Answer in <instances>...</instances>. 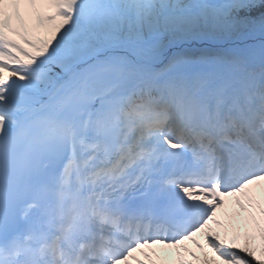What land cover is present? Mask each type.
I'll use <instances>...</instances> for the list:
<instances>
[{"label":"snow or ice","instance_id":"snow-or-ice-1","mask_svg":"<svg viewBox=\"0 0 264 264\" xmlns=\"http://www.w3.org/2000/svg\"><path fill=\"white\" fill-rule=\"evenodd\" d=\"M0 264H264V0H0Z\"/></svg>","mask_w":264,"mask_h":264}]
</instances>
